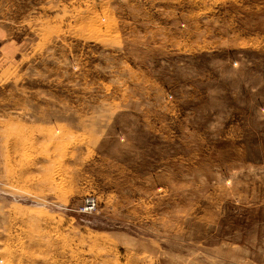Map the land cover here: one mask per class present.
I'll return each mask as SVG.
<instances>
[{"label": "rangeland", "instance_id": "obj_1", "mask_svg": "<svg viewBox=\"0 0 264 264\" xmlns=\"http://www.w3.org/2000/svg\"><path fill=\"white\" fill-rule=\"evenodd\" d=\"M0 26V264H264V0H0Z\"/></svg>", "mask_w": 264, "mask_h": 264}, {"label": "crops", "instance_id": "obj_2", "mask_svg": "<svg viewBox=\"0 0 264 264\" xmlns=\"http://www.w3.org/2000/svg\"><path fill=\"white\" fill-rule=\"evenodd\" d=\"M16 36L14 30L0 26V65L3 67L23 53L24 39L20 40Z\"/></svg>", "mask_w": 264, "mask_h": 264}, {"label": "built area", "instance_id": "obj_3", "mask_svg": "<svg viewBox=\"0 0 264 264\" xmlns=\"http://www.w3.org/2000/svg\"><path fill=\"white\" fill-rule=\"evenodd\" d=\"M95 206H96L95 199H93V197H89L86 200L85 208L83 210L89 212L93 209H96Z\"/></svg>", "mask_w": 264, "mask_h": 264}]
</instances>
